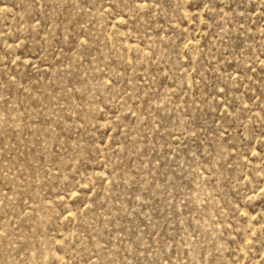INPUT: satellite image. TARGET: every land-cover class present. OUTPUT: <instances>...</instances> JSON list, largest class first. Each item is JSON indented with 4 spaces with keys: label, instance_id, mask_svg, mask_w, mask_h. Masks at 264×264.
Here are the masks:
<instances>
[{
    "label": "rangeland",
    "instance_id": "374dc122",
    "mask_svg": "<svg viewBox=\"0 0 264 264\" xmlns=\"http://www.w3.org/2000/svg\"><path fill=\"white\" fill-rule=\"evenodd\" d=\"M0 264H264V0H0Z\"/></svg>",
    "mask_w": 264,
    "mask_h": 264
}]
</instances>
